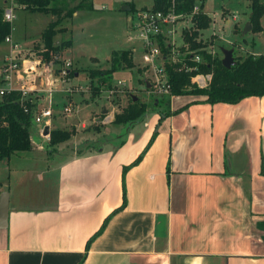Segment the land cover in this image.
Wrapping results in <instances>:
<instances>
[{
	"label": "crops",
	"instance_id": "crops-1",
	"mask_svg": "<svg viewBox=\"0 0 264 264\" xmlns=\"http://www.w3.org/2000/svg\"><path fill=\"white\" fill-rule=\"evenodd\" d=\"M201 100L172 96L171 111L187 107L160 122L155 115L119 148L53 164L34 125L39 144L31 137L27 152L41 160L17 177L11 166L0 181L8 194L0 264H264V96ZM124 191L126 206L114 213Z\"/></svg>",
	"mask_w": 264,
	"mask_h": 264
},
{
	"label": "rangeland",
	"instance_id": "rangeland-1",
	"mask_svg": "<svg viewBox=\"0 0 264 264\" xmlns=\"http://www.w3.org/2000/svg\"><path fill=\"white\" fill-rule=\"evenodd\" d=\"M200 2L203 3L202 11L208 15L211 22L207 29L198 32L196 41L206 45L204 51L207 55L212 59L222 60L221 49H232L234 59L252 54L264 55V15L259 21L262 32L249 31L243 34L250 19V0H197V6ZM152 4L153 0H60L55 4L58 11L46 15L25 11L22 6H16L15 0H0V9L10 7L13 10L14 19L10 23L14 35L12 39L14 42L16 39L21 41L19 51H22V57L26 60L39 59L36 54L44 47L41 34L49 23L57 22L56 29H63L52 39L51 45L57 48V51L53 52L50 60L46 62L51 69H57V76L65 80L63 83L58 81L53 88L56 90L53 103L57 106L52 110V127L53 130L69 133L70 144L60 146L57 154H48L47 150L51 147H47L49 142L43 141L47 162L53 164L59 158L74 154L76 148L84 142L78 146L74 143L85 138H91V141L104 138L100 144H113L114 147L117 143L115 136L120 135L125 128L113 123L114 118L129 105L132 97H136V101L146 106L143 122L136 124L133 129L144 128L156 115L155 112L168 107L165 102H169V96L160 97L153 93L151 71L144 67L143 41L132 27L136 22V14L141 10L151 9ZM124 5L133 8V11H123ZM192 27L191 18L187 16L176 25L175 35L160 37V40L170 47L168 61L175 58L176 61L182 62L187 53L192 55L182 40V30L191 31ZM160 40L158 38L157 42ZM67 41H71L70 46L64 44ZM10 44L5 41L0 44V66L6 54L10 52ZM158 48L161 50L159 46ZM121 51H131L132 66L126 67L122 64L117 67L112 74L110 85L101 86L96 79L91 81L89 73L110 69L113 53ZM194 54H197L195 57L199 58L200 63L204 61L200 54ZM161 55L163 56L162 52ZM64 71L68 72V76L61 75ZM208 76L211 77L203 75L207 84L210 81ZM118 81H123L125 86L110 95ZM146 83L150 85L149 88ZM195 87L190 81L188 89ZM67 88L70 90L62 92ZM95 89L98 93H94ZM35 93L40 95L37 91ZM43 96L31 95L33 101L44 99L47 104L48 99L45 94ZM69 106L72 107V114L66 116L63 114V108ZM103 110L106 113L102 114ZM75 121L78 125L73 124ZM82 125L85 127L82 128ZM32 133L34 125L31 126ZM31 137L37 146V138L33 135ZM36 153L38 152H27L24 156L13 155L9 160H0V181H7L11 172L7 174L5 171L11 166L16 170L13 171L14 177L23 175L34 161L41 160L35 158V155H38ZM13 175L11 179L15 180Z\"/></svg>",
	"mask_w": 264,
	"mask_h": 264
},
{
	"label": "trees",
	"instance_id": "trees-1",
	"mask_svg": "<svg viewBox=\"0 0 264 264\" xmlns=\"http://www.w3.org/2000/svg\"><path fill=\"white\" fill-rule=\"evenodd\" d=\"M16 6H22L23 10L30 13L55 14L58 8L55 6L60 0H15ZM170 0H153L152 9L155 11L166 10L170 4ZM174 10L176 14L188 16L191 18L192 30H182V40L188 47V51L181 63L171 64L165 62V72L168 76V83L170 85L169 99L172 96H194L201 98V101L194 103H208L211 105L217 103L237 104L247 97H262L264 96V55H247L244 58H235V64L230 69H225L221 60H215L205 53L201 42H197L198 32L205 30L210 25V18L203 10V3L200 2L198 12H194L197 6V0H173ZM130 11L133 8L130 7ZM4 10L0 9V44L4 42L5 38L9 37L12 31L9 22L3 19ZM264 15V0H250V19L249 23L252 28L251 31L262 32L260 26V18ZM68 16V15H67ZM57 22H51L41 34L44 42V47L36 54L42 61H49L52 53L57 51L51 43L56 34L63 29H56ZM160 40V38H159ZM64 44L71 45V41ZM161 52L165 58L169 56L170 47L165 45L162 40L158 43ZM200 54L204 60L201 63L192 61L193 56ZM111 68L107 71H91L89 78L91 81L96 79L101 86L111 83L112 74L117 67L124 64L126 67L132 66L131 51H121L113 53L110 60ZM183 66V67H182ZM196 69L187 72L185 69ZM211 75L208 85L204 88L188 89L190 85V78L195 75ZM147 84V83H146ZM94 93H98L97 89ZM159 105V103H157ZM165 105L168 107L162 111L155 112L159 116V122L163 118L181 112L184 108L176 111H171L169 102L166 100ZM37 111V104L34 101H21L20 96L16 92H9L0 99V160L9 158L11 155L20 152H27L31 150V126L34 115ZM146 114V106L138 101L130 100L129 105L117 114L113 123L119 126L129 127V132L136 124L143 122ZM70 134L62 131L54 130L50 132V141L47 147L48 154H56L58 146L69 140ZM155 133L152 135L149 145L152 143ZM104 140L101 138L97 141H86L76 148L75 154L77 156L84 155L88 152H99L104 144L100 142ZM126 139H122L114 145V148H119L125 143ZM142 156L131 166L136 165ZM127 168H124L123 174ZM126 206L125 191L123 193V202L121 207L114 213L122 210ZM113 213V214H114ZM111 216L107 217L99 230L89 239L86 244L88 250L90 243L99 236L105 228Z\"/></svg>",
	"mask_w": 264,
	"mask_h": 264
},
{
	"label": "built area",
	"instance_id": "built-area-1",
	"mask_svg": "<svg viewBox=\"0 0 264 264\" xmlns=\"http://www.w3.org/2000/svg\"><path fill=\"white\" fill-rule=\"evenodd\" d=\"M170 4L166 10L155 11L151 9L141 10L136 14V22L132 24L144 45V67L149 68L151 71L153 93L157 96H167L170 94V85L168 83V76L165 72L164 64L169 62L171 64L181 63L172 58L170 61L161 55V50L158 48V38L160 37H172L176 33V25L182 18L187 17L175 13L174 1L170 0ZM198 6H195L194 12H198ZM3 19L5 22L11 23L14 19L13 10L8 7L3 12ZM10 44V53L3 60L0 66V99L9 92H16L21 101L30 100L33 101L31 95L39 97L46 95L48 102L46 107L38 108L32 120V125L40 126L39 134L46 142L50 141V134L43 135L44 126L49 127L52 120V110L55 107L52 103L53 96L56 90H53L54 86L59 83L58 81L65 82L63 77H59L55 74V70L51 69L46 61L40 59L26 60L22 57V51L18 52L20 46L15 43L11 37H7L4 40ZM192 61L200 63L199 58L193 56ZM69 66V65H68ZM187 72L196 70L195 68L185 69ZM62 76H68V72L61 73ZM208 80L211 79L208 76ZM193 85L198 88H204L208 84L203 75L198 74L190 78ZM125 86L123 81H118L114 85V89L110 91V95L116 90H121ZM70 89H63L62 92ZM39 92L40 95H35V92ZM68 92V91H67ZM43 101L44 99H39ZM38 100V101H39ZM37 104V101H34ZM63 114L69 116L72 114V107H64Z\"/></svg>",
	"mask_w": 264,
	"mask_h": 264
},
{
	"label": "water",
	"instance_id": "water-1",
	"mask_svg": "<svg viewBox=\"0 0 264 264\" xmlns=\"http://www.w3.org/2000/svg\"><path fill=\"white\" fill-rule=\"evenodd\" d=\"M123 11H130V7L128 5H124L122 7ZM251 24L248 22L243 30V34L248 33L249 31H251ZM221 53L223 55V59L221 60V64L225 69H230L234 64V58H233V50L229 49H221ZM150 85L147 84V88H149ZM137 99L136 97H133V101L135 102ZM106 113L105 110L102 111V114ZM49 133V128L48 127H44L43 130V135H47ZM129 133V127H125L121 134L118 136H115V139L118 141L122 140V139H126L127 135ZM113 145V144H112ZM7 218H8V194L7 193H3L0 196V229L5 228L7 226Z\"/></svg>",
	"mask_w": 264,
	"mask_h": 264
}]
</instances>
